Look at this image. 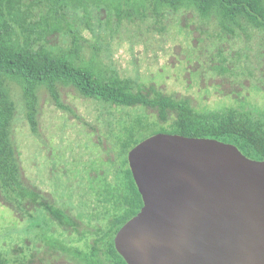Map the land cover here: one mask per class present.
<instances>
[{
	"label": "rangeland",
	"instance_id": "374dc122",
	"mask_svg": "<svg viewBox=\"0 0 264 264\" xmlns=\"http://www.w3.org/2000/svg\"><path fill=\"white\" fill-rule=\"evenodd\" d=\"M66 14L80 35L79 61L94 60L132 79L146 94L156 90L188 98L196 111L232 107L264 121V31L224 34L214 19L203 21L192 10L120 21L104 7ZM70 39L63 32L42 42L59 52L69 49ZM7 85L15 104L10 140L20 178L74 224L59 226L37 204L27 199L16 204L0 188V252L10 260L25 256L28 264H73L66 252L51 245V238L82 249L91 242L99 221L91 215L101 210L94 206L96 191L121 182L118 136L138 121L166 126L172 114L164 123L154 108L85 98L71 85L57 86L61 108L41 86L32 132L19 85L8 80Z\"/></svg>",
	"mask_w": 264,
	"mask_h": 264
},
{
	"label": "trees",
	"instance_id": "16d2710c",
	"mask_svg": "<svg viewBox=\"0 0 264 264\" xmlns=\"http://www.w3.org/2000/svg\"><path fill=\"white\" fill-rule=\"evenodd\" d=\"M89 6L104 7L118 21L126 17H160L165 11L192 10L203 21L215 20L224 34H247L250 29L264 31V0H0V188L6 198L18 204L30 200L41 207L59 226L73 225L70 215L44 201L20 178V169L10 140L15 104L7 85H19L25 115L36 132L37 90L47 89L55 104H61L57 86L71 85L85 98L118 106H144L157 110L166 126L138 125L125 128L118 136L121 182L104 185L96 191L94 206L100 214L93 238L85 248L51 238L73 260V264H127L114 246L117 230L142 206V198L128 165L127 152L146 137L158 133H177L189 137H208L234 144L244 155L264 159V121L250 111L229 107L223 110L196 111L188 98H175L154 90L151 95L98 66L94 60L79 61L80 35L66 11ZM68 33V50L54 52L42 42L48 35ZM41 41V42H40ZM218 69L224 70L223 66ZM99 215V216H98ZM29 262V261H28ZM25 256L12 258L0 252V264H28Z\"/></svg>",
	"mask_w": 264,
	"mask_h": 264
},
{
	"label": "water",
	"instance_id": "95a60500",
	"mask_svg": "<svg viewBox=\"0 0 264 264\" xmlns=\"http://www.w3.org/2000/svg\"><path fill=\"white\" fill-rule=\"evenodd\" d=\"M127 160L142 198L114 235L127 264H264V159L158 132Z\"/></svg>",
	"mask_w": 264,
	"mask_h": 264
}]
</instances>
